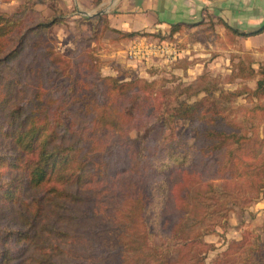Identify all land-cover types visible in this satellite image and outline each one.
Here are the masks:
<instances>
[{
  "label": "trees",
  "instance_id": "1",
  "mask_svg": "<svg viewBox=\"0 0 264 264\" xmlns=\"http://www.w3.org/2000/svg\"><path fill=\"white\" fill-rule=\"evenodd\" d=\"M36 4L23 0L12 14H0V264H93L101 259L106 255L102 245L79 239V221L87 198L102 189L132 202L137 247L155 264H188L190 257L189 264H204V250L192 251L201 245L214 249L203 240L214 228L188 227L190 192L200 203L210 200L215 210L220 208L212 182L205 180L210 165L225 168L220 177L230 180L252 158L243 146L249 138L230 130L218 99L263 96L264 66L254 89L185 87L180 99L139 78L101 75L77 44L67 55L56 52L48 33L63 20V12L54 4V13L45 16ZM80 19L94 30L84 41L103 29L119 39L148 34L111 29L105 13ZM202 21L171 24L168 35ZM218 22L242 38L264 33V25L245 32L221 18ZM236 69L237 77L254 73L242 62ZM200 92L204 95L198 97ZM179 121H188L185 130L178 128ZM98 132L109 140L95 158ZM252 183L264 196L261 176ZM245 238L212 264L233 263V252ZM75 248L90 259L74 258L70 252Z\"/></svg>",
  "mask_w": 264,
  "mask_h": 264
},
{
  "label": "rangeland",
  "instance_id": "2",
  "mask_svg": "<svg viewBox=\"0 0 264 264\" xmlns=\"http://www.w3.org/2000/svg\"><path fill=\"white\" fill-rule=\"evenodd\" d=\"M78 1L37 0L35 8L48 16L54 13L52 5H58L63 12V20L48 33L55 51L67 55L77 44V49L81 47L89 55L103 76L121 80L139 78L152 83L154 90H165L180 99L185 98V94L181 93L185 87H190L192 91L204 85L216 86L226 92H233L245 88L254 89L261 78L259 69L264 66V33L255 41L250 36L242 38L226 32L218 18L213 19L208 15L201 24L183 27L172 36L157 32L119 39L113 30L103 29L97 30L94 40L84 41L94 35V30L92 25L82 23L80 17L93 15L98 7L93 0H80V4ZM22 2L23 0H0V14H12ZM158 33L160 36L156 35ZM113 42H120L121 52L112 48ZM161 42L167 44L169 52L164 55L154 54L156 49L153 47ZM150 44L152 50L149 54L130 57V51L134 47L144 49ZM112 50L116 52L114 56L110 55ZM240 62L253 68L254 73L237 77L236 67ZM112 69L117 73L109 74ZM203 95L200 92L198 97ZM195 99L192 97L190 101ZM218 102L230 130L249 138L243 146L249 150L252 158L247 161L250 163L246 162L235 170L230 180L220 177L225 168L218 170L217 164L210 165L205 180L212 182L221 202L220 208L215 210V204L210 203V200L200 203L193 190L190 192L186 224L190 228L213 224L214 228L203 239L204 242L213 244L214 249L207 250L205 245H201L192 252L204 250V264H212L229 245L246 237L243 245L235 248V261L230 264H264V196L261 193L257 195L255 188H251L249 184L253 185L252 181L260 176L264 180V171L260 174L261 165L264 167L261 164L264 163V110L253 109L264 106V95L251 98L244 93L231 101L218 99ZM187 123L188 121H179L178 128L185 130ZM95 134L98 135L95 136L93 153L97 158L106 148L109 138L106 135L99 136L105 134L103 132ZM130 134L134 136L135 132L131 131ZM131 208L132 202L129 199L108 189L95 191L87 198L79 221L82 226L79 239L98 242L104 247L106 254L99 260H92L93 264H155L156 261L147 256L145 250L137 247L138 238L132 232L136 220L131 216ZM75 250L70 252L74 258L90 259L89 255H81L80 249ZM175 259L173 256L172 261ZM189 260L193 262L191 257ZM189 260L186 261L188 264Z\"/></svg>",
  "mask_w": 264,
  "mask_h": 264
},
{
  "label": "crops",
  "instance_id": "3",
  "mask_svg": "<svg viewBox=\"0 0 264 264\" xmlns=\"http://www.w3.org/2000/svg\"><path fill=\"white\" fill-rule=\"evenodd\" d=\"M95 6L98 9L94 14H107L109 27L121 32L165 34L171 24L196 23L208 15L213 19L221 18L245 32L264 25V0H101ZM262 35L249 38L255 41ZM120 42L111 43L118 53L121 52ZM116 52L112 50L110 55L114 56ZM108 73L117 71L112 69Z\"/></svg>",
  "mask_w": 264,
  "mask_h": 264
},
{
  "label": "built area",
  "instance_id": "4",
  "mask_svg": "<svg viewBox=\"0 0 264 264\" xmlns=\"http://www.w3.org/2000/svg\"><path fill=\"white\" fill-rule=\"evenodd\" d=\"M157 43V42H156ZM164 42L158 43L156 46H154L153 48H155V52H153L154 54L157 55H164L165 53L169 52V48L167 46V44H163ZM151 44L148 46H145L144 49L140 48V47H134L133 50L130 51V57H133L135 55H139V54H149L152 50Z\"/></svg>",
  "mask_w": 264,
  "mask_h": 264
},
{
  "label": "water",
  "instance_id": "5",
  "mask_svg": "<svg viewBox=\"0 0 264 264\" xmlns=\"http://www.w3.org/2000/svg\"><path fill=\"white\" fill-rule=\"evenodd\" d=\"M101 12H103V11H101Z\"/></svg>",
  "mask_w": 264,
  "mask_h": 264
}]
</instances>
